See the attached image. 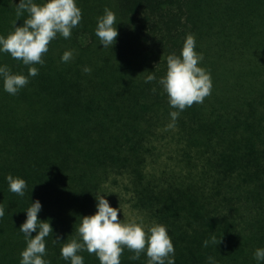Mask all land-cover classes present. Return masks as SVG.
I'll return each instance as SVG.
<instances>
[{
  "label": "trees",
  "instance_id": "obj_1",
  "mask_svg": "<svg viewBox=\"0 0 264 264\" xmlns=\"http://www.w3.org/2000/svg\"><path fill=\"white\" fill-rule=\"evenodd\" d=\"M110 1L121 23L104 56L82 43L101 7L77 0L79 26L70 39L50 43L39 74L14 96L0 85V264H19L25 241L18 229L34 200L42 205L38 219L53 228L45 259L69 264L53 239L73 238L98 195L114 208L125 198L130 214L165 225L175 264H207L209 256L257 264L253 252L264 247V0ZM18 2L0 0V35L27 18L16 16ZM187 34L212 90L169 127L166 95L157 81H145L165 74L166 57L179 53ZM66 50L74 58L61 63ZM0 64L27 74L7 54ZM167 146L170 166L161 153ZM9 174L27 182L24 197L8 191ZM80 254L84 264H99L94 254ZM132 255L125 249L121 264H146L143 254L138 261Z\"/></svg>",
  "mask_w": 264,
  "mask_h": 264
},
{
  "label": "clouds",
  "instance_id": "obj_2",
  "mask_svg": "<svg viewBox=\"0 0 264 264\" xmlns=\"http://www.w3.org/2000/svg\"><path fill=\"white\" fill-rule=\"evenodd\" d=\"M16 16L25 13L27 18L23 24L12 25V30L5 36L0 35V55L7 54L12 59L27 66V74L13 73L7 64H0V85L9 95L18 94L29 83L30 77L39 74V66L45 63L44 56L49 52V45L57 37L70 39L74 28L82 20V10L77 0H19L15 4ZM116 14L105 8L103 14L97 17L94 34L103 49H112L118 37ZM196 39L193 34H187L182 47L177 54L173 52L166 57V71L158 80L154 73L146 77V83L157 81L162 94L166 95L171 123L174 127L181 112L194 103H203L211 94L212 80L210 73L200 66L203 55L196 50ZM75 50H66L60 56L61 63L73 60ZM84 73L92 69L85 66ZM147 72V71H146ZM156 91L155 88L152 89ZM8 191L19 197L25 196L27 182L11 174L5 177ZM106 196L95 197V213L79 217L76 234L73 238L61 240L57 235L54 243H60V257L69 264H84L80 254H94L99 264H121L120 257L124 250L133 252L130 257L138 261L143 254L146 264H175V249L165 225L153 222L145 224L142 217L133 216L127 221L118 219L121 213L119 207H112ZM42 210L39 200H34L24 211L25 220L19 226L18 232L23 234L25 248L19 253V264H51L47 256V238L53 237L50 220H39ZM5 215V208L0 204V219ZM33 233L35 235L33 236ZM222 239V237H221ZM221 241V240H220ZM214 239V244H219ZM204 247L209 241L203 242ZM253 259L257 264H264V247L256 248ZM207 264H218L214 257H207Z\"/></svg>",
  "mask_w": 264,
  "mask_h": 264
},
{
  "label": "rangeland",
  "instance_id": "obj_3",
  "mask_svg": "<svg viewBox=\"0 0 264 264\" xmlns=\"http://www.w3.org/2000/svg\"><path fill=\"white\" fill-rule=\"evenodd\" d=\"M97 3L101 7L102 12L104 11L105 8H108V9L112 10L115 13V11L113 9V6H112L110 0H97ZM115 14H116V23L117 24H120L121 23V20H119V17L117 16V13H115ZM98 16H101V15L95 14L93 18L94 19H97ZM94 30H95V28L92 31H89L90 34L88 35V37L82 43L83 44L84 43H87L86 46L90 47L91 49L100 50L99 51V54L101 56H104L105 53L108 52V49H103V46L102 45H98L99 41H98L97 37L94 34ZM93 34H94V37H95V41H94ZM82 43H79L78 45H82ZM138 64L141 67V64L139 62H138ZM138 64L134 67L136 69L134 72H137V70H138ZM171 150H172L171 146H167L165 149H162V152H161L162 153V157L167 161V164L169 166L175 163L174 162V159H173L174 155H173V153H172ZM119 199H123V200H120L121 203L118 206L120 208V210H121V213H122V215L120 213V216L121 217L123 216V218L126 219V221L129 218L133 217V216L142 217L140 214H136V213L130 214L128 212V210H127V203L125 202V198H119ZM143 220H144L145 224H147L144 218H143ZM3 258H4V256H3V254H1L0 255V263H4Z\"/></svg>",
  "mask_w": 264,
  "mask_h": 264
}]
</instances>
